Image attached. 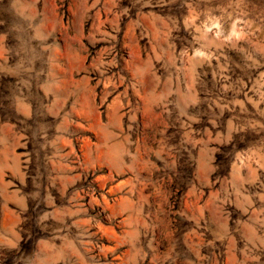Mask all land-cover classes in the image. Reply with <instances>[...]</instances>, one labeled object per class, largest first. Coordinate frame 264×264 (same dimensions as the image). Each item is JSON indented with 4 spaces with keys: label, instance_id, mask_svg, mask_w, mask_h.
Masks as SVG:
<instances>
[{
    "label": "rangeland",
    "instance_id": "rangeland-1",
    "mask_svg": "<svg viewBox=\"0 0 264 264\" xmlns=\"http://www.w3.org/2000/svg\"><path fill=\"white\" fill-rule=\"evenodd\" d=\"M0 264H264V0H0Z\"/></svg>",
    "mask_w": 264,
    "mask_h": 264
}]
</instances>
